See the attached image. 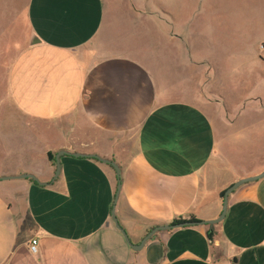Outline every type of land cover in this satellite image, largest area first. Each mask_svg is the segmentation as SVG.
<instances>
[{
	"label": "crops",
	"instance_id": "crops-1",
	"mask_svg": "<svg viewBox=\"0 0 264 264\" xmlns=\"http://www.w3.org/2000/svg\"><path fill=\"white\" fill-rule=\"evenodd\" d=\"M157 4L148 13L128 0H27L19 23L6 25L14 41L0 10V177H15L0 180V264H264V177L230 194L214 240L207 225L175 228L138 251L112 218V165L65 154L51 184L20 177L50 183L49 153L60 150L115 161L116 214L138 244L176 218H216L220 193L264 170L222 178L216 129L240 127L248 104L242 96L235 109L220 108L227 115L216 124L214 61L197 54L177 8ZM124 26L125 48L117 49L109 38Z\"/></svg>",
	"mask_w": 264,
	"mask_h": 264
},
{
	"label": "rangeland",
	"instance_id": "rangeland-1",
	"mask_svg": "<svg viewBox=\"0 0 264 264\" xmlns=\"http://www.w3.org/2000/svg\"><path fill=\"white\" fill-rule=\"evenodd\" d=\"M26 1L0 0V10L5 13V27L19 23L18 13L24 8ZM161 1L172 9L177 8L180 23L187 26L197 54L208 55L214 61L216 95L207 97L218 101L219 108L213 109L216 124L217 119H224L227 115L226 112L221 113L220 108L224 109L226 105L229 110L235 109L234 106L242 104L243 99L245 106L248 104L242 110L240 127L216 129V150L226 155L228 175L223 174L222 178H230L232 173L261 171L264 168V96L257 99L255 94L258 91L264 92L263 87L256 86L258 82H262L263 79H259L264 74V0H186L188 6L183 5L184 0ZM157 2L158 0H128V6L136 10L147 8L148 13H152L159 9ZM195 9L197 16L190 22L189 14ZM167 18L172 23V17H167L166 14V21ZM148 19L150 24L156 23L155 18L149 16ZM125 28L122 27L124 30L119 29L109 38L117 49L125 48ZM12 30L13 27H6L8 38L14 41ZM145 44H149L148 38ZM151 48L149 45V50ZM1 75H4L2 71L0 77ZM263 85L264 83L261 86ZM5 92L6 80L0 79V93ZM254 107H259L262 112L252 114ZM229 114L231 120L236 118V110Z\"/></svg>",
	"mask_w": 264,
	"mask_h": 264
},
{
	"label": "water",
	"instance_id": "water-1",
	"mask_svg": "<svg viewBox=\"0 0 264 264\" xmlns=\"http://www.w3.org/2000/svg\"><path fill=\"white\" fill-rule=\"evenodd\" d=\"M37 41H39V39H37ZM65 154L73 155L75 157H87V158L96 159V160H98L100 162L112 165L114 167V169L116 171L117 185H116V192H115L113 208H112V218H113V221H114L117 229L124 236L126 242L135 251L141 250L149 239L153 238L157 233L162 232V231H169V230H172V229H175V228L192 227V226H199V225H209L210 227H212L214 225L219 224L226 217L230 194L233 193L241 185L249 183V182H252V181L259 180V179L264 177V170H263L261 173H259L257 175L243 177V178L238 179L237 181L233 182L231 185H229L225 189V192H224L221 212L216 218H213V219H198V220L187 219V220H184V221H181V222H178V223L159 224V225L154 226L152 229H150L147 232V234L143 237V239L141 240L140 243L134 244L132 242V240L130 239V236H129L127 230L120 223V221L118 219V216L116 214V205H117V202H118V199H119V196H120V192H121L122 180H121V169H120V166L115 161H112V160L107 159V158H103V157L99 156L98 154L71 153V152H68V151H65V150H60L55 155V159H56L55 173H54L53 180L50 183L41 182L38 179V177L36 175L32 174V173L23 174L20 177L32 179V180L36 181L37 183H39L40 185H49V184H51L58 177V175L60 174V171H61V157L63 155H65ZM11 178H15V177L14 176H4V177H0V180H2V179H11Z\"/></svg>",
	"mask_w": 264,
	"mask_h": 264
},
{
	"label": "trees",
	"instance_id": "trees-1",
	"mask_svg": "<svg viewBox=\"0 0 264 264\" xmlns=\"http://www.w3.org/2000/svg\"><path fill=\"white\" fill-rule=\"evenodd\" d=\"M49 158L50 160L52 161V165L54 166V168L56 167V159H55V154L53 153H49ZM224 192L225 190H223L220 195H221V198L223 199V196H224ZM184 220H187V219H183V218H176L173 220L172 223H178V222H181V221H184ZM190 220H198L196 217H191ZM153 227H151L152 229ZM207 236L210 240H214L215 236L218 234L217 232V229H216V226H212L210 227L209 225H207ZM216 254V253H215ZM235 264V263H234Z\"/></svg>",
	"mask_w": 264,
	"mask_h": 264
},
{
	"label": "built area",
	"instance_id": "built-area-1",
	"mask_svg": "<svg viewBox=\"0 0 264 264\" xmlns=\"http://www.w3.org/2000/svg\"><path fill=\"white\" fill-rule=\"evenodd\" d=\"M38 240L37 239H33L31 242V246H30V250L32 253H37L38 252Z\"/></svg>",
	"mask_w": 264,
	"mask_h": 264
}]
</instances>
